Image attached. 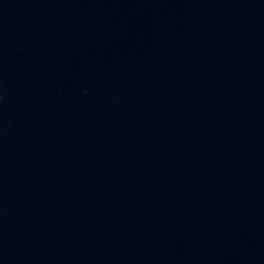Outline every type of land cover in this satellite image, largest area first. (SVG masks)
Returning a JSON list of instances; mask_svg holds the SVG:
<instances>
[{
	"label": "water",
	"instance_id": "95a60500",
	"mask_svg": "<svg viewBox=\"0 0 264 264\" xmlns=\"http://www.w3.org/2000/svg\"><path fill=\"white\" fill-rule=\"evenodd\" d=\"M0 264H264V0H0Z\"/></svg>",
	"mask_w": 264,
	"mask_h": 264
}]
</instances>
